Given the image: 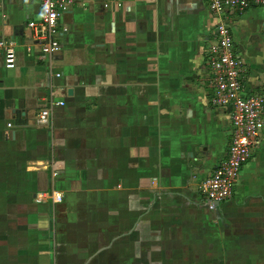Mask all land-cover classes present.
Masks as SVG:
<instances>
[{"label":"crops","instance_id":"crops-1","mask_svg":"<svg viewBox=\"0 0 264 264\" xmlns=\"http://www.w3.org/2000/svg\"><path fill=\"white\" fill-rule=\"evenodd\" d=\"M39 18V0H0L16 53L7 69L0 49V264H264V128L232 197L209 211L199 193L232 138L214 28H230L243 94L264 97V9L72 0L46 59Z\"/></svg>","mask_w":264,"mask_h":264},{"label":"built area","instance_id":"built-area-1","mask_svg":"<svg viewBox=\"0 0 264 264\" xmlns=\"http://www.w3.org/2000/svg\"><path fill=\"white\" fill-rule=\"evenodd\" d=\"M215 14L235 9L243 12L252 7L264 9V0H207ZM72 0H39L40 18L29 23L34 30V39L40 43V59L53 55L60 46L58 41L60 17L68 10ZM215 40L208 48V61L212 75L210 85L213 89V103L216 106L230 108L232 138L227 157L214 172L203 179L199 193L205 199L209 211L216 210L233 195L234 186L242 166L251 158L253 149L259 144V134L264 128V97L261 95H244L242 74L244 62L234 49L230 28L224 22L216 24ZM4 64L7 69L16 65L15 43L11 40L0 41ZM56 74V77H60ZM62 101L50 102L36 115L39 126H49L53 107H61ZM10 127V125H8ZM61 193L53 192L54 204L61 203Z\"/></svg>","mask_w":264,"mask_h":264},{"label":"water","instance_id":"water-1","mask_svg":"<svg viewBox=\"0 0 264 264\" xmlns=\"http://www.w3.org/2000/svg\"><path fill=\"white\" fill-rule=\"evenodd\" d=\"M263 29H264V27H263ZM219 206V204H216V208Z\"/></svg>","mask_w":264,"mask_h":264}]
</instances>
